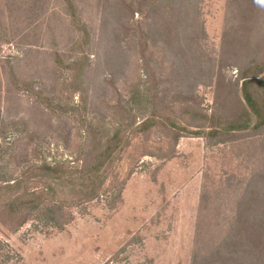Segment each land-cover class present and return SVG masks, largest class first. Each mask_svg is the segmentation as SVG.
Wrapping results in <instances>:
<instances>
[{"label": "rangeland", "instance_id": "374dc122", "mask_svg": "<svg viewBox=\"0 0 264 264\" xmlns=\"http://www.w3.org/2000/svg\"><path fill=\"white\" fill-rule=\"evenodd\" d=\"M255 74L264 0H0V264H264Z\"/></svg>", "mask_w": 264, "mask_h": 264}, {"label": "trees", "instance_id": "16d2710c", "mask_svg": "<svg viewBox=\"0 0 264 264\" xmlns=\"http://www.w3.org/2000/svg\"><path fill=\"white\" fill-rule=\"evenodd\" d=\"M255 77H258V74H255L253 77L252 75H247L243 76L244 82H243V93H244V98L250 107L252 113H254L260 121L256 123L254 126H252V129H258L264 124V97H259V92L252 91L257 87V85L261 82V79H256ZM255 81L256 85H255ZM264 96V95H262ZM247 115L246 122L241 125V123H234L235 121H231L230 125L225 127V130H241V129H246L250 127V123L252 122V116L251 114L245 113ZM102 157L103 154H100ZM100 164V161L98 162ZM15 204V202H12V204Z\"/></svg>", "mask_w": 264, "mask_h": 264}]
</instances>
